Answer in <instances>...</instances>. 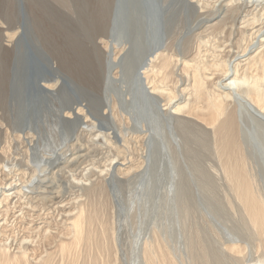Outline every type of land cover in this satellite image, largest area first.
Wrapping results in <instances>:
<instances>
[{"label":"bare ground","instance_id":"obj_1","mask_svg":"<svg viewBox=\"0 0 264 264\" xmlns=\"http://www.w3.org/2000/svg\"><path fill=\"white\" fill-rule=\"evenodd\" d=\"M181 2L179 16L193 14L189 49L181 46V32L155 33L151 13L142 16V32L137 28L133 66L122 64L130 49L111 27L119 0L102 4L104 20L110 6L108 29L94 45L107 104L64 99L65 78L53 63L47 76L35 64L23 70L29 104L38 96L61 101L51 132L23 122L13 94L0 95V264H183L178 201L181 182L196 175L202 179L195 177L196 190L230 197L233 219L239 205L243 230L264 237V0ZM19 33L0 38L7 55L17 52ZM55 132L63 134L57 144ZM245 240L232 234L216 260L264 264L247 255ZM203 258L201 264L213 259L205 252Z\"/></svg>","mask_w":264,"mask_h":264},{"label":"rangeland","instance_id":"obj_2","mask_svg":"<svg viewBox=\"0 0 264 264\" xmlns=\"http://www.w3.org/2000/svg\"><path fill=\"white\" fill-rule=\"evenodd\" d=\"M101 1L100 0H31V1L29 0H0V15H5L6 13L5 18L3 19V16H2V19H0L1 20L0 21V27H1L0 28V31H1L0 38L1 39L6 38V35H8V33L9 35H11V34L20 32L19 34H21V40L18 44V47L16 48L17 52H14L15 54L12 53V54L7 55L6 51H4V48H2L5 45V43L3 46L0 45V48H1L0 49V54H1L0 55V63H1L0 69L3 67V69L0 70V74L2 75L4 73L2 76L0 75L1 77L0 81L2 84H4V86L0 84V95H2L4 98L7 99L9 96L13 94L11 96V98H13L12 106H14L17 114L19 115L20 119L23 120V122L26 123V122L31 121L32 124L35 123V125L37 124L36 126L41 127V130H43V126H44V128H46L47 133H49L52 131L51 130L52 123L54 122V114H53L54 110H56V106L58 107L61 103V101H55L54 99H50V100L48 99V101H45L42 98L40 99L39 96L37 97L36 100H34L35 102H33L32 104L28 103L27 96H31L32 91L25 87L26 86L25 80H23V79H26L25 71H23L26 65L32 66V64H35V65L40 66L43 72L42 75L47 76L48 74H51L47 70V68L49 67L48 65L49 63H53L54 67L57 68L58 72L60 73L59 75V73L56 71L58 73V77L65 78V79H62L63 81L62 86L64 87L62 88L64 89L63 96L64 97L67 96L68 98L65 97L64 99L70 98L72 100L71 98L72 96L75 97L77 95L76 97H78L79 95L80 98L87 99L86 101H90L93 104H98L97 106L107 104L105 102L106 95L104 92L105 91L104 86L102 85L105 82L104 77H102L103 76L102 72L104 74V68L102 69V66H103V63L101 60L102 57L100 53L99 55L96 52L95 45H94V43L98 44L99 43L98 41L101 39H104V36H106L105 31L108 28H106L105 30L103 29V27L104 28L107 27V22H105V20L109 22L108 18H110V14L108 13L109 12L108 7L110 6L106 5L108 16H106L107 19L106 18L105 20L103 19L101 15L102 14V4L103 6L107 4V0H105V2L103 0ZM141 1H143V4ZM100 2L102 4H100ZM119 4L121 6L120 5L118 6V9H119L117 12L118 20H116L115 18V20H113L115 22L112 21L111 27H112V30H114L113 33L119 36V38H121V40L125 42L130 49L126 57L122 59V62H123V63L121 62L122 64H125L126 61H128L133 66V64L138 62L136 60L134 61L133 59L134 58V53H133L134 44L133 43H135V40H137L136 36L138 33H140V29H141V32L143 30V28L139 26V25H142V22H144V19L142 18V16H145L151 13H153L154 15L153 14L152 15L156 17L154 19L155 20L154 21L155 22V25H154L155 33L161 32L162 35L163 34L167 35L170 32L172 33V31L174 30H176V32L174 33L181 32L183 33L181 34V46L184 48V51L189 49L190 44H191V42L189 43V40H191V37L190 36L188 37V28H189V24L193 22L192 20L193 14L190 11L183 10L184 14H187V12H190L191 16L189 15L190 13H188L187 17L184 15H183L184 17L179 16V12L180 11L182 12V7H183L181 0H172V2L171 0H149V1L148 0H119ZM98 5L101 8L97 7ZM10 7L12 8L10 9ZM97 8L100 9L98 13H97L98 11ZM135 12L138 13V16H137V13ZM176 15L180 18L178 17L175 18ZM172 17L175 19L176 22L174 21V19L172 21ZM11 18L12 20H10ZM97 18L102 19V21L99 20L100 22H98ZM181 19H183L185 22L183 20L181 21ZM8 21H9V24L7 23ZM95 22H96V27H95ZM114 23L116 24V27ZM176 25H178V29H175ZM11 26L14 27L13 30H11L12 32L9 31V29H11ZM7 27H10V28L8 29ZM86 27H90V28L87 30ZM91 28H92V31L90 30ZM137 28H140V29H137ZM101 29L104 31V33L101 32L102 31ZM93 32L95 34L97 33V36ZM185 34H186V37L184 36ZM88 41L91 43H89ZM93 45L94 47H92ZM91 48L93 51L91 50ZM72 49H75L76 51ZM84 53L87 57L84 56ZM25 54L27 55V58H25L26 57ZM89 57L92 58V62L90 60L91 58ZM7 58H9L10 60ZM95 58H97L98 61ZM60 60L63 63L60 62ZM69 62L70 63L72 62L74 65L72 64L70 65ZM75 62H77V64ZM89 62H90V65L92 64L95 65L94 66L95 71L98 73L99 76H96L97 73L96 75H94L93 72H91L93 70L90 68V65H88ZM101 63L102 65H100ZM4 64H5V67L9 69L10 74H8V70L5 69V67L3 66ZM6 65H8V67ZM75 65L76 66L78 65V66L76 67ZM81 65H84V66H81ZM74 66L77 69L76 71H74L75 70ZM88 66L90 69L87 68ZM71 67L74 69H72ZM66 69H68L69 72ZM69 69L70 70L72 69L71 70L73 71L72 74L70 73L71 71ZM80 69L83 73L80 71ZM4 71L6 72V76H4L5 75ZM93 76L94 77L96 76L95 82L92 79L94 78ZM97 77L101 80L99 79L97 80ZM5 80L8 84H6ZM92 80L93 82L90 83V81ZM21 81L22 82L24 81L23 84ZM109 86L112 87L111 84ZM93 87L96 88V90H94ZM6 88L8 90L7 91L8 93L4 94L5 91L3 90H6ZM113 93H115V91H113ZM97 94L100 97H102V99L98 98L99 96ZM34 97H36V95ZM113 98L115 99V97ZM6 109H7V105H6ZM62 135H63L62 133L59 134L57 132H55V134H52L56 144L59 143ZM41 142L46 144V139L41 138ZM93 155L95 154L93 153ZM195 177H197V181H202V179H199V175H196L194 176L193 180L190 179V180L181 182V200L178 201L179 204L181 205V249H182L181 250L182 251L181 252V259H182L181 262L183 264H201L203 263V259H204L203 257H204V252H205V254L207 255L209 259H212L213 257L212 261L209 260L210 264L212 263L220 264L219 261H217L221 258L219 244L222 242L231 240L232 234L239 235L240 238H244V239L246 238L247 240H245V242L248 245L246 248L247 255L248 256L251 255L255 259L258 257L259 261L264 262V237L256 236L255 232H252V231L247 234L243 230V226H242L243 225V222H242L243 213H242V209L240 208V206L238 205L235 211V215H237V219H239V221H237V219L236 220L233 219V213H231L232 210L229 209L230 206L228 205V201L231 198L229 197V199H225V197H223V194H221L222 192L219 194V193L202 192V191L196 190V187L197 186L201 187V185H197V183H195ZM195 185L196 187H194ZM122 236L124 237V234ZM128 243H127V240L123 241L122 243L123 245L122 249L123 251L125 250L124 252L128 250ZM216 255H217V258L219 259L216 258ZM223 261H225V259H223ZM254 261L251 263L253 264ZM225 263L228 264L227 262Z\"/></svg>","mask_w":264,"mask_h":264}]
</instances>
